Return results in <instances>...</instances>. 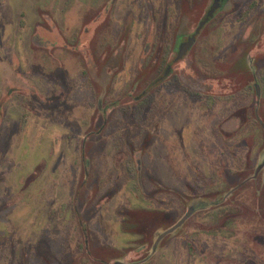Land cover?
Instances as JSON below:
<instances>
[{"label": "rangeland", "instance_id": "1", "mask_svg": "<svg viewBox=\"0 0 264 264\" xmlns=\"http://www.w3.org/2000/svg\"><path fill=\"white\" fill-rule=\"evenodd\" d=\"M213 3L0 0V264H264V0L176 62Z\"/></svg>", "mask_w": 264, "mask_h": 264}, {"label": "water", "instance_id": "2", "mask_svg": "<svg viewBox=\"0 0 264 264\" xmlns=\"http://www.w3.org/2000/svg\"><path fill=\"white\" fill-rule=\"evenodd\" d=\"M221 7V0H214L213 5L211 6V8L209 9L206 17L204 18V20L200 23L199 27L197 28L196 32L189 38V40L187 42H184L178 52V56L176 58V62H178L179 60L183 59L184 56L188 53V51L192 48V46L194 45L197 35L200 34L201 30L205 27V25L214 17L215 12ZM170 72V68L167 69L166 73L164 76H167ZM163 78V77H162ZM162 78L159 79L162 80ZM260 168H258L257 173L259 172ZM192 209L187 213V215L173 228H171L170 230L166 231L165 233H163L162 235H160V237L157 240L156 246L157 244L168 234L172 233L173 231H175L176 229H178L179 227H181L184 222L192 215ZM155 246V248H156ZM115 264H124L121 262H117Z\"/></svg>", "mask_w": 264, "mask_h": 264}, {"label": "flooded vegetation", "instance_id": "3", "mask_svg": "<svg viewBox=\"0 0 264 264\" xmlns=\"http://www.w3.org/2000/svg\"><path fill=\"white\" fill-rule=\"evenodd\" d=\"M223 2H224V0H221V7H222V5H223ZM221 7L215 12L214 17H215L216 14L218 13V11L221 9ZM207 13H208V12H207ZM206 15H207V14H206ZM205 17H206V16H205ZM205 17H204V18H205ZM214 17H213V18H214ZM213 18H212V19H213ZM212 19H211V20H212ZM203 20H204V19H203ZM211 20H210V21H211ZM210 21H209V22H210ZM209 22H208V23H209ZM208 23H207V24H208ZM207 24H206V25H207ZM206 25H205V26H206ZM198 27H199V26H198ZM203 29H204V28H203ZM203 29H202V30H203ZM196 30H197V29H196ZM202 30H201V32H202ZM195 32H196V31H195ZM195 32H194V33H195ZM201 32H200V33H201ZM194 33H192L190 36H187L185 39H182V41H183V42H184V41L187 42V41L189 40V38H190ZM199 35H200V34H199ZM199 35H197L196 41H197ZM196 41H195V43H196ZM195 43H194V45H195ZM180 45H181V44H180ZM180 45H178V50H176L177 52L179 51ZM194 45H193V46H194ZM193 46H192V47H193ZM191 49H192V48H191ZM191 49H190V50H191ZM190 50H189V51H190ZM189 51H188V53H189ZM188 53L184 56V58L188 55ZM177 56H178V53L176 54V57H177ZM184 58H183V59H184ZM183 59L179 60V62L182 61ZM168 67H169V66H168ZM170 70H171V69H170ZM160 81H162V80H160ZM160 81H159V79H158V82H160Z\"/></svg>", "mask_w": 264, "mask_h": 264}]
</instances>
